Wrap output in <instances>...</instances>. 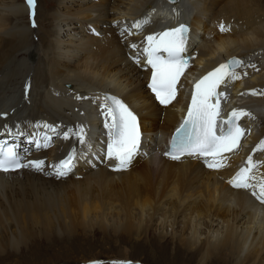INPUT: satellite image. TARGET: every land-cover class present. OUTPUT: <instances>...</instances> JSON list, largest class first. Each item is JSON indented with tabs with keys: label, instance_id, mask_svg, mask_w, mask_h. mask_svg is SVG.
Segmentation results:
<instances>
[{
	"label": "bare ground",
	"instance_id": "6f19581e",
	"mask_svg": "<svg viewBox=\"0 0 264 264\" xmlns=\"http://www.w3.org/2000/svg\"><path fill=\"white\" fill-rule=\"evenodd\" d=\"M155 1L56 0L57 7L49 12L43 6L50 0H34L30 10L23 0H0V140L10 138L20 153L25 147V163L43 162L41 170L0 172V256L55 221L67 234L79 226H108L128 236L153 228L161 241L169 240L179 247L176 251L192 254L201 264H264V204L251 189L230 183L244 160L253 165L250 183L264 178V0H186V16L175 11L182 6L177 1L161 0L158 10ZM29 11L34 12L31 20ZM45 19H51L50 28H45ZM185 19L192 26L186 54L194 53L188 79L230 55L261 60L236 72L251 75L241 93L242 85L234 79L221 91L231 104L249 101L254 116L246 117L256 126L246 146L223 158L187 154L172 159L163 154L165 136L186 108L185 88L168 106L154 101L146 87L149 72L140 53L141 35ZM137 22L140 28L133 26ZM103 90L139 113L145 135L138 154L126 170H113L115 160L104 158V137L93 132L85 149L75 152L71 174L57 176L54 166L70 138L60 124L57 139L51 138L47 148L34 147L40 134L36 123L66 119L76 104L60 101L63 95L91 105L88 112L97 121L105 109L99 97ZM87 95L94 105L84 100ZM12 105L23 108L15 112L17 108L9 109ZM247 145L254 146V154ZM154 151L162 155L159 162ZM11 231L23 232L26 240ZM126 251L119 249L108 261L129 264Z\"/></svg>",
	"mask_w": 264,
	"mask_h": 264
},
{
	"label": "snow or ice",
	"instance_id": "6c2138e0",
	"mask_svg": "<svg viewBox=\"0 0 264 264\" xmlns=\"http://www.w3.org/2000/svg\"><path fill=\"white\" fill-rule=\"evenodd\" d=\"M29 9H34V0H26ZM34 17V12H30ZM33 26L35 22L33 19ZM136 28L141 27L137 22L133 25ZM221 31H225L224 25L220 26ZM187 28L184 25L170 30L149 35L147 37L148 46L144 49L147 57V63L151 65L152 77L149 87L155 93L156 99L161 104H168L177 95V83L183 72L184 66L189 63V58H185ZM132 47H136L132 45ZM139 63V58H136ZM239 60H233L219 65L213 71L207 73L195 85V91L192 94L191 106L187 110V116L184 123L176 130L173 136L171 149L166 155L172 159H180L184 154L189 156H215L221 149L231 150L237 146L241 136L239 127L233 128V125L242 117L250 115L244 110H233L227 120L229 124L228 131L223 135H217L215 132L216 117L218 116L219 99L223 92L217 91L229 79H238L239 76L233 71V65L239 66ZM213 97H217L216 103H211ZM107 108L104 113L106 120L111 118V123H105L108 129V142L106 147V160L114 159L117 163L113 170H126L132 163L139 150L140 133L138 130L137 116L121 100L115 97H106ZM11 134V133H9ZM65 138L70 133L65 132ZM80 143H86L85 134L81 127L76 133ZM264 144V141H261ZM46 146L37 144V147ZM18 145L0 144V171L8 172L20 168L42 169V161L24 162L18 154L16 148ZM76 156L70 154L68 158L55 165V174L64 176L72 170ZM251 158L249 157V160ZM209 167H217L216 163H210ZM249 171L242 168L236 176L230 181L236 188L251 189V194L264 203V185L259 186L257 192L256 186L250 183V178L246 176Z\"/></svg>",
	"mask_w": 264,
	"mask_h": 264
},
{
	"label": "rangeland",
	"instance_id": "374dc122",
	"mask_svg": "<svg viewBox=\"0 0 264 264\" xmlns=\"http://www.w3.org/2000/svg\"><path fill=\"white\" fill-rule=\"evenodd\" d=\"M53 7H57L56 0H50L47 6L45 4L43 6L49 12L54 9ZM30 18L29 14L28 19ZM115 18L116 21L124 20L119 16ZM21 21L28 24L26 17L21 18ZM49 23L51 19H45V28H50ZM92 30L95 28L92 27ZM13 108H17L15 112H18L23 107L9 106V109ZM154 153L159 162L162 155L158 151ZM53 222L54 224L46 225L44 231L29 234L30 239L27 240V235L23 232L12 233L11 231L10 235L15 234V238L17 234L20 236L22 233L21 235L24 236L20 238H24L26 243H21L17 249L8 248L6 253L0 256V264H120V262L113 263L114 261L108 260L112 257L115 259L118 250L123 247H126L129 264H201L192 254L181 249L176 251L179 247L169 240L161 241L153 228L148 229L147 234H141V236L137 233L128 236L121 230L97 225L90 228L79 226L73 233L67 234L62 229L58 230L54 226L55 221Z\"/></svg>",
	"mask_w": 264,
	"mask_h": 264
},
{
	"label": "water",
	"instance_id": "95a60500",
	"mask_svg": "<svg viewBox=\"0 0 264 264\" xmlns=\"http://www.w3.org/2000/svg\"><path fill=\"white\" fill-rule=\"evenodd\" d=\"M171 1H177V0H171Z\"/></svg>",
	"mask_w": 264,
	"mask_h": 264
}]
</instances>
